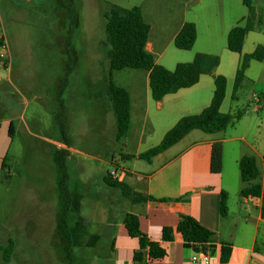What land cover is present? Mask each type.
Listing matches in <instances>:
<instances>
[{
    "label": "rangeland",
    "instance_id": "obj_1",
    "mask_svg": "<svg viewBox=\"0 0 264 264\" xmlns=\"http://www.w3.org/2000/svg\"><path fill=\"white\" fill-rule=\"evenodd\" d=\"M67 1L76 11L74 24L60 0H0V56L6 44L11 58V66L6 69V63L0 59V66L4 65L0 67V78L9 87L11 98L4 102L18 129L7 160L9 178H4V173L0 177V246H6L12 239L14 250L9 263L4 261L0 250V264H68L64 238L57 225L62 204L58 189L61 159L67 171V186L76 199L70 219L75 231L73 252L79 264H99V261L108 264L102 260L109 257V243L106 239L100 243L96 239L87 245L75 226L81 217L75 209L81 207L83 218L99 223L95 213L103 197L107 199L104 191H112L104 184L103 177L116 169L123 175L127 172L135 175L143 166L148 167L143 160L128 161L123 157L155 146L160 133L169 126L167 122L162 123L167 111L159 108L158 102L152 100L150 111L145 113L146 96L151 95L148 72L116 71L113 81L126 88L132 99L130 131L127 137L117 140L116 119L107 93L110 46L106 37V14L109 9L112 6L142 9L145 21L151 26L150 42L155 44V57L168 70H174L177 64L192 62L191 55L207 46V37L201 34L191 50L178 49L173 39L183 22L196 21L202 30L204 22L209 21L215 27L216 36L211 55L219 56L222 61L213 74L224 72L229 77L234 76L240 54L228 50L218 24H236L240 15L238 7L248 12L242 0H229L226 4L220 0ZM256 26H259L257 21ZM252 35L260 38L250 37L246 50L252 49L257 41L264 42V27L262 32ZM251 65L254 76V71L264 64L253 62ZM230 81L225 110L232 103L231 113L245 110L247 114L226 131L233 134L248 129L252 140L259 125V139L263 140L264 113L253 110L256 107L253 95L264 92L263 88L246 80L237 92L239 100L235 104L233 80ZM64 135L71 149L66 152L52 144L65 142ZM141 136L144 141L140 144ZM236 145L240 142L231 143V147ZM225 163L228 175L238 171V190L244 189L247 184L241 179L234 154L227 151ZM258 165L262 168L260 160ZM113 191L120 196L119 211L115 214L121 217L123 207L129 204L122 198L121 190ZM79 196H83V201ZM238 200L234 196L231 205H236Z\"/></svg>",
    "mask_w": 264,
    "mask_h": 264
},
{
    "label": "crops",
    "instance_id": "obj_2",
    "mask_svg": "<svg viewBox=\"0 0 264 264\" xmlns=\"http://www.w3.org/2000/svg\"><path fill=\"white\" fill-rule=\"evenodd\" d=\"M220 2L226 4L229 0H220ZM253 5L256 10V21L259 23V26H256L255 30L247 35L243 47L244 54L253 53L256 47L260 45V42L257 41L252 49H245L246 43L250 37L251 39L260 38V35L252 34H259L263 31L264 27V0H254ZM242 6L245 7L243 2ZM238 9L240 15L237 18L236 24L233 26L218 24V29L221 32V39H225L226 46L230 31L240 24L248 15V12L242 11L240 7H238ZM185 23H187V21H184L179 30L175 33L173 41ZM192 23L197 27V42L199 41L201 34L207 37V46L202 50L199 49L195 51L194 54L191 55L192 58H195L199 53L213 54L212 45L214 41H216V36L213 34L215 27H213L208 21L204 22V27L201 30L196 21H192ZM154 47L155 44L150 42L149 36L147 49L154 54ZM156 62L159 64L158 59H156ZM240 62L241 55L239 56L234 76H230L231 78L224 72L213 75H204L201 77L199 83L192 88L180 90L175 94L164 97L162 101L158 102V107L161 109L165 108L167 111L165 116L166 119H164L162 123L167 122L169 123V126L164 129L163 133H160L155 146L162 142L166 133L171 130L180 119L185 116L198 115L211 104L215 90V76L222 75L227 79V92L221 107V112L224 114L231 113L232 103H229L227 110H225V104L228 98L227 95L231 82L230 79L233 80L234 86ZM253 62L257 61H252L251 64ZM258 63L264 64V61ZM221 64L222 61L219 66H221ZM251 64L246 72L245 81L249 80V82L261 86L264 90V65L254 71L253 76L250 71L252 69ZM1 66L4 65L1 64ZM4 68L6 69L9 67ZM9 70L10 69H7V71ZM0 92L5 94L2 95L0 93L1 177L3 174V162L7 163L10 147L18 129L15 124V118L9 115L6 111L4 100L6 101V98L8 97L11 98V95L9 93V87L5 86L3 78H0ZM253 97L256 103V107L253 109L254 112L259 114L264 113V92L254 94ZM152 100L155 101L152 95H149L148 93L146 96V115L150 111ZM238 100L239 98L237 97V94H234L232 96V102L236 104V101ZM110 107L112 108V114H114L112 103L110 104ZM237 111L239 110H236L235 112ZM246 114L247 111L245 115ZM11 123H14V128L12 130L14 133L13 138L10 135ZM257 128L258 131L257 133L255 132L252 140H249L247 134L248 129L237 130L233 134H229L228 131H225L223 133L212 135L195 130L188 134L178 144L153 158L151 162L143 160L147 162L148 167L143 166L141 172L135 173V175L131 172H127V175H123L118 173L117 169L107 172L103 177V182L112 191H104L106 193L105 195H107V199L105 196L103 197V202H100L99 210L95 213V215H98L97 217H99V223H95L94 219L90 222L83 218L81 215V207H78L77 210L75 209L77 215L81 216L78 217L75 223L80 237L82 240L87 241V245H90L91 240L99 239L100 243L102 239H106L110 245L111 255L109 253V257H105L106 260L102 261H107L108 264H136L134 261V254L140 251L139 240L129 235L124 224L126 214L130 213L139 217L141 231L147 235L149 240L160 243L161 247L166 252V255L163 258L152 260L149 256V251L146 250L144 253L145 262L149 258L151 259L152 264H264L263 200L262 198L256 197H242L240 194L242 190H238L240 189L238 171H233L231 175H228L225 163V154L227 151L234 154L235 163L238 166V169L239 162L244 156H254L257 159V164L258 160L262 162V168L259 169L262 173V182H264V137L263 140L259 139L261 138V126L257 125ZM64 137L65 142H53L52 144L59 149L62 148L63 151L66 152L67 149H71L67 144L65 135ZM143 141L144 137L141 136L139 143L141 144ZM219 142L223 145V170L221 173H213L211 169L213 145ZM234 142H240V145H236L235 148L231 147V143ZM153 147H150L148 150ZM245 151L251 154L246 155L245 153L247 152ZM142 153L144 152H139L135 155H127L124 156L123 159L128 161L142 160L139 159V155ZM128 157L132 158L129 159ZM112 162L114 163V161ZM113 172L116 173L115 177L112 175ZM114 180L126 184L131 189L133 195H144L152 197L155 200L133 203L123 194L121 189L115 188L107 182ZM84 187H86V185H84ZM113 190H121L122 198L126 201V204H129L127 208L123 207L121 217H118L116 216L117 214H115V212L119 211L118 205L121 202L119 200L120 196L115 195L114 193L116 192ZM222 191H226L229 197V211L226 217H223L220 213ZM236 195L239 200L236 202V205L232 206L231 201ZM72 196L75 203V196L73 194ZM79 198H82L83 201V196H79ZM74 208L75 206H73L69 215L70 219L74 214ZM181 215H189L195 218L203 227L213 233L210 239V244L216 247L215 253H211L210 251L197 252L193 248L185 246L186 240L184 235L177 231ZM166 227L175 230V238L172 242L163 241V229ZM223 244H231V257L227 263L221 262V247ZM195 254H209V263H204L202 261H199L198 263L194 262L192 258ZM99 264L102 263L99 261Z\"/></svg>",
    "mask_w": 264,
    "mask_h": 264
},
{
    "label": "trees",
    "instance_id": "obj_3",
    "mask_svg": "<svg viewBox=\"0 0 264 264\" xmlns=\"http://www.w3.org/2000/svg\"><path fill=\"white\" fill-rule=\"evenodd\" d=\"M248 9V15L240 24L235 26L229 33L227 39L228 49L241 55V62L238 67L234 94L240 90L246 79V72L252 61H264V43L256 47L251 54H244L243 47L245 39L250 32L256 28V10L253 5L254 0H242ZM71 15V23H75L76 11L67 0H60ZM107 26L106 37L110 46L108 55L110 60V80L108 83V96L113 106V112L116 119L117 140L125 138L128 134L131 124V97L129 91L116 84L113 81L114 72L126 69L144 70L149 73V86L153 99L157 102L164 97L175 94L183 89L192 88L199 83L204 75H213L219 67L221 59L219 56L199 53L192 62L177 64L174 70H168L163 65L156 62L155 56L147 49L151 26L145 21L141 8L135 7L126 9L119 6H112L106 14ZM197 41V27L192 22L183 25L180 32L174 40L175 46L180 50H191ZM0 44H2L0 42ZM215 90L211 104L200 114L185 116L169 130L162 142L150 150L139 155V159L151 162L156 156L166 152L181 140H183L192 131L199 130L206 134H219L225 132L231 125L241 120L245 110H239L236 113L224 114L221 112L222 104L227 92V79L222 75L214 77ZM14 123H11L10 135ZM131 159L132 157H128ZM264 159V153H263ZM211 169L213 173H221L223 170V145L215 143L213 145ZM3 173L8 170V165L3 162ZM239 170L242 181L247 186L242 189V197L262 198V216L264 218V182H262V173L258 167L257 159L254 156H244L239 162ZM60 177L58 189L61 195L62 204L58 213L57 225L64 238V250L67 256L68 264H79L77 255L73 249L75 245V233L70 223V213L74 206V198L67 186V171L63 159L60 160ZM2 176V175H1ZM4 178H9L4 173ZM108 184L123 191V194L133 203L154 201L152 197L137 195L132 193L131 189L118 180L107 181ZM228 193L222 191L220 201V213L226 217L228 208ZM125 227L129 235L139 240L140 251L134 254L135 263L144 261V253L149 251L152 260L163 258L166 255L165 250L160 243L149 240L147 235L141 231L139 217L134 214H126L124 218ZM177 231L185 237V246L198 251H210L215 253L216 247L210 244L213 233L203 227L195 218L189 215H181ZM175 238V230L166 227L163 229V241L172 242ZM3 258L6 263L11 262V256L14 250V241L10 239L4 247ZM231 244H223L221 247V262L227 263L231 257Z\"/></svg>",
    "mask_w": 264,
    "mask_h": 264
},
{
    "label": "built area",
    "instance_id": "obj_4",
    "mask_svg": "<svg viewBox=\"0 0 264 264\" xmlns=\"http://www.w3.org/2000/svg\"><path fill=\"white\" fill-rule=\"evenodd\" d=\"M3 48V52L0 56V59L2 62H5L6 63V67H10L11 66V58L10 56L8 55V52H7V46L6 44L2 46ZM5 67V66H4ZM256 97V96H255ZM115 172L112 173L113 177H115ZM192 260L196 263H198L199 261H202L204 263H209L210 261V256L209 254H195L192 258ZM138 264H152L151 262V259H147L146 262L144 260V262L142 263H138Z\"/></svg>",
    "mask_w": 264,
    "mask_h": 264
}]
</instances>
